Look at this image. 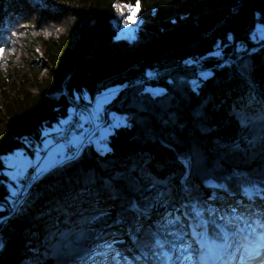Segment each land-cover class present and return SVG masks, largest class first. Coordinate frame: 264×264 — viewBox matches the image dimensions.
Masks as SVG:
<instances>
[{"label":"trees","instance_id":"16d2710c","mask_svg":"<svg viewBox=\"0 0 264 264\" xmlns=\"http://www.w3.org/2000/svg\"><path fill=\"white\" fill-rule=\"evenodd\" d=\"M121 5L140 7L133 35L121 30ZM258 26L264 0H0V70L17 68L0 74V221L8 217L0 264H137L125 256L128 243L147 264H205L228 229L264 234ZM37 45L40 60L29 59ZM113 88L106 119L78 154L69 143L91 125L66 143L53 140L68 145L60 159L26 197L11 195L4 155L23 148L45 157L23 139L40 145L47 127L71 117L74 99ZM110 110L127 122L98 139ZM96 222L111 224L99 239Z\"/></svg>","mask_w":264,"mask_h":264},{"label":"rangeland","instance_id":"374dc122","mask_svg":"<svg viewBox=\"0 0 264 264\" xmlns=\"http://www.w3.org/2000/svg\"><path fill=\"white\" fill-rule=\"evenodd\" d=\"M45 4V1H42ZM46 5V4H45ZM48 6L53 7V4H49ZM138 6V8H137ZM131 9H137L135 11L134 14V19H132L131 21L129 20V16L132 15ZM118 12L120 14V16L122 17V23L124 26L121 27L122 32H124V35H133L139 28V25L142 22L141 16H140V7L139 5H135V6H128V5H121L118 7ZM95 21L92 18H87L86 20V24H85V29H90L92 26H94ZM55 30L53 31H57L60 32L62 31L59 28H53ZM258 33L260 35H264V28L262 26H258L257 28ZM46 36H50V28L45 31ZM28 43V42H27ZM26 43V44H27ZM32 42L30 41L29 44L27 46H31L32 48ZM25 47V45L22 47V49L19 51V53H23V48ZM36 52H40V46L37 45L35 46V49L33 50V52H31L32 54H30V56L27 54V56L29 57V59L32 60H40L39 54ZM17 72V68L14 65H11L10 67H5L3 70H0V74H4V73H10V74H15ZM153 79H156V77H152ZM150 90H152L155 94L159 93L162 91V88L160 86H156L153 88H150ZM118 89L113 88L107 91H103L101 93H99L97 96H94L93 98H88L86 100H82L84 103L87 104V106L89 107L88 110V115L86 118V125H91V129L88 132V134H86L85 139L81 138V135H74L71 142L69 143V145H77L78 144V148L76 153L78 154V152L82 149V147L86 144V140L92 136V134L95 132V130L98 128V122L102 123L103 121H101L103 118L106 119V114L108 111H106L108 109V107H111V103L114 100L116 94H117ZM75 99L72 101L73 104V111H72V115L68 120L62 121L59 124L54 125L53 127H47L44 130V140L42 141V143L36 144L35 148L34 146H32V148H30L32 150V153L35 151L36 153L38 152V150H40V147L42 148L41 150L43 151V155L45 154V150H47V155L45 157H40L38 154H31V155H26L25 151L23 148L21 149H17L15 151H12L6 155H4L3 160H4V169H3V174L6 176L7 178V186L8 189L11 193V195L13 196H17L20 193L24 192V197L27 196V194L30 191V188L32 186V184L37 181L40 177H41V172L47 168H49L50 166H52L53 164H55L61 157V155H63L64 151L67 148V144H57L55 143L53 140L55 139V137L59 136L61 133H58L60 131H63V128L66 126L65 124L68 125V123L71 122V118L75 112L76 106H74L75 103ZM77 101H81L79 99H77ZM81 101V102H82ZM2 106H1V102H0V110H1ZM92 115L91 116H89ZM108 117L110 118V123L108 125H106L105 127H103L98 135V139H104L106 137L109 136V134L111 132L114 131V129L122 124H125L127 122L126 116L124 114H120L117 113L113 110H110V112L108 113ZM68 122V123H67ZM96 124V125H95ZM65 125V126H64ZM244 136H240L239 139H243ZM34 144V143H32ZM40 146V147H37ZM44 148V149H43ZM31 166H35L37 167V171L35 175H30L29 170L27 171V169H29V167ZM27 171V172H26ZM34 176V177H33ZM27 178H32V182L30 183V185L27 187V190H23L24 184H27ZM22 199V198H21ZM21 199H18L17 197L13 200V206L12 209L16 208L18 209L19 206L21 205ZM218 199V197H217ZM233 203L236 204L235 200H232ZM255 207L254 205H252L251 208ZM256 208V207H255ZM123 210L124 209H118L116 211V213L114 214L116 216V219L119 221L123 220ZM252 214H254L251 211ZM234 215H236V212H234L233 217L236 218ZM185 216V215H184ZM150 217V216H149ZM250 217V215H246L244 219H240L239 221H245L247 222L248 218ZM8 217L2 219L0 221V224L3 221H6ZM148 218V216H147ZM187 218V217H185ZM189 220V219H188ZM117 222V221H116ZM115 221L112 222L116 223ZM190 222V221H189ZM191 222L193 224H195L197 222V219L194 218L191 220ZM256 223V221H255ZM125 224V223H123ZM191 224V223H190ZM96 228L97 231L94 235V239H99L101 238L103 235H105V233L107 232V230L109 229V227L111 226H106V228L102 227V224L100 222H96ZM252 227V226H251ZM227 239L225 242H220L218 244H216L214 246V256L220 253V250H222L224 253L222 254V259L221 262L225 261H231V259L233 260L239 253H241L242 250V245L244 244V240L246 245H248L249 242H251V239L248 238L247 235L251 236V228L248 227L247 229L244 228H237V233L235 230L233 229H228L227 231ZM2 239H1V231H0V250L2 248ZM48 249H46V252H50V256L52 259L57 258V256L60 254H62V252H60V248L59 246L54 247V246H48ZM227 248V250H226ZM125 256H130L131 258H133L134 261L137 262V264H147V262L145 260L142 259V256L139 254L137 248H135L133 245H131L130 243H128V246L125 247ZM220 255V254H219ZM54 257V258H53ZM197 260L199 261V259L201 258V255L198 254L197 255ZM214 259V258H213ZM201 261V260H200ZM200 264V263H199ZM209 264V263H208Z\"/></svg>","mask_w":264,"mask_h":264},{"label":"built area","instance_id":"2783aa9c","mask_svg":"<svg viewBox=\"0 0 264 264\" xmlns=\"http://www.w3.org/2000/svg\"><path fill=\"white\" fill-rule=\"evenodd\" d=\"M76 102V114L74 117H72V120L70 122V126L66 127L62 134L59 136L55 137V141L58 143H66L70 140L71 136L75 133H81L84 130V125H86V118L88 115V110L89 108L85 107V103L82 101H75ZM89 116L92 117V115L89 114ZM27 146L32 148V146H36V143L32 144L29 143L28 140L25 142ZM34 172V168H30L29 172L30 175L32 176ZM32 178H27V184H24L23 190H27V187L30 184V180Z\"/></svg>","mask_w":264,"mask_h":264},{"label":"bare ground","instance_id":"6f19581e","mask_svg":"<svg viewBox=\"0 0 264 264\" xmlns=\"http://www.w3.org/2000/svg\"><path fill=\"white\" fill-rule=\"evenodd\" d=\"M74 106H76V102L74 103ZM85 107L86 108H89L88 106H87V104L85 103ZM75 114H76V109H75V112H74V114H73V116L72 117H74L75 116ZM71 120H72V118H71ZM68 126H70V123H68V125L66 126V127H68ZM23 141L24 142H26L27 140H26V138L25 139H23ZM32 182V179L30 180V183ZM30 185V184H29ZM226 250H227V248H226ZM224 252L222 251V250H220V255H222ZM236 260L234 261V262H232L231 264H238V261L241 259V254L239 253L236 257Z\"/></svg>","mask_w":264,"mask_h":264},{"label":"snow or ice","instance_id":"6c2138e0","mask_svg":"<svg viewBox=\"0 0 264 264\" xmlns=\"http://www.w3.org/2000/svg\"><path fill=\"white\" fill-rule=\"evenodd\" d=\"M137 8H138V6H137ZM137 9H131V12H132V15H130L129 16V20L131 21L132 19H134V14H135V11H136Z\"/></svg>","mask_w":264,"mask_h":264}]
</instances>
